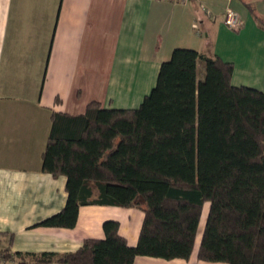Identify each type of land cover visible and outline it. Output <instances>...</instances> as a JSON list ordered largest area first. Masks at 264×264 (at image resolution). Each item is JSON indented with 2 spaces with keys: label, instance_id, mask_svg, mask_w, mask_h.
<instances>
[{
  "label": "trees",
  "instance_id": "16d2710c",
  "mask_svg": "<svg viewBox=\"0 0 264 264\" xmlns=\"http://www.w3.org/2000/svg\"><path fill=\"white\" fill-rule=\"evenodd\" d=\"M204 64L199 80L197 64ZM218 56L174 48L134 109L53 112L42 170L66 179V202L37 226L73 228L80 206L136 208L135 247L105 221L103 240L74 252L27 255L15 264H133L135 257L187 260L205 205L201 261L264 264V92L231 83ZM20 257L0 249V258Z\"/></svg>",
  "mask_w": 264,
  "mask_h": 264
},
{
  "label": "crops",
  "instance_id": "0c3cea01",
  "mask_svg": "<svg viewBox=\"0 0 264 264\" xmlns=\"http://www.w3.org/2000/svg\"><path fill=\"white\" fill-rule=\"evenodd\" d=\"M226 7L240 16L237 31L223 24ZM174 48L216 55L232 64L234 86L264 92V0H0V249L61 256L103 240L105 221L136 246L144 217L136 208L80 206L73 228L37 226L66 202V179L42 170V154L54 111L137 108ZM208 210L187 260L133 264H224L197 258Z\"/></svg>",
  "mask_w": 264,
  "mask_h": 264
},
{
  "label": "built area",
  "instance_id": "2783aa9c",
  "mask_svg": "<svg viewBox=\"0 0 264 264\" xmlns=\"http://www.w3.org/2000/svg\"><path fill=\"white\" fill-rule=\"evenodd\" d=\"M179 3H185L187 0H173ZM240 16L230 7H226L223 13V24L230 30L237 31L240 28Z\"/></svg>",
  "mask_w": 264,
  "mask_h": 264
},
{
  "label": "rangeland",
  "instance_id": "374dc122",
  "mask_svg": "<svg viewBox=\"0 0 264 264\" xmlns=\"http://www.w3.org/2000/svg\"><path fill=\"white\" fill-rule=\"evenodd\" d=\"M201 14V13H200ZM223 20V19H222ZM230 30V29H229ZM198 33H200L201 35V40H204L206 42V44H209V39L206 38V33L202 30H199L198 28ZM233 32V31H232ZM192 49V48H191ZM200 70H204V64L202 63V67L199 68V70L197 71V74L200 75ZM20 260H25V261H30L31 258L30 257H23V259H21L20 257H16V256H11L9 257V259H6L4 260L2 257L0 258V264H3V263H9V264H15L17 262H19Z\"/></svg>",
  "mask_w": 264,
  "mask_h": 264
}]
</instances>
